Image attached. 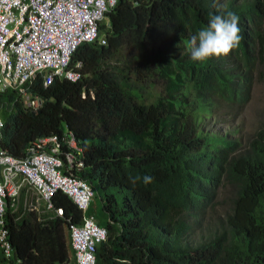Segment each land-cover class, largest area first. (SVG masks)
Returning <instances> with one entry per match:
<instances>
[{
    "label": "trees",
    "instance_id": "obj_1",
    "mask_svg": "<svg viewBox=\"0 0 264 264\" xmlns=\"http://www.w3.org/2000/svg\"><path fill=\"white\" fill-rule=\"evenodd\" d=\"M227 12L239 17V46L193 61L191 37ZM99 32L105 43L71 54L77 80L21 86L43 97L38 112L21 88L0 91V145L22 157L39 136L74 132L78 176L93 187L87 211L107 229L95 264H264V115L241 131L264 86V0H117ZM222 114L230 130H204ZM52 199L64 217L6 211L13 264H75L68 218L79 222L81 210L63 190Z\"/></svg>",
    "mask_w": 264,
    "mask_h": 264
},
{
    "label": "built area",
    "instance_id": "obj_2",
    "mask_svg": "<svg viewBox=\"0 0 264 264\" xmlns=\"http://www.w3.org/2000/svg\"><path fill=\"white\" fill-rule=\"evenodd\" d=\"M117 0H0V91L18 89L38 75L44 85L54 78L72 81L80 71L69 66L75 48L83 41L105 43L99 32ZM80 66V61H77ZM20 97L36 109L42 98L28 88ZM0 118V129L2 127ZM84 150L74 132L65 129L35 138L22 157L0 146V253L5 264H13V248L8 239L5 214L14 217L33 212L39 220L64 216L52 195L61 189L82 210L81 221L69 218L75 264H95L97 244L107 237L105 226L87 212L93 187L78 170L84 166Z\"/></svg>",
    "mask_w": 264,
    "mask_h": 264
},
{
    "label": "clouds",
    "instance_id": "obj_3",
    "mask_svg": "<svg viewBox=\"0 0 264 264\" xmlns=\"http://www.w3.org/2000/svg\"><path fill=\"white\" fill-rule=\"evenodd\" d=\"M239 17L233 12L212 15L208 26L199 30L191 37L193 45L191 49V59L193 61L205 62L215 56L217 58L227 57L233 49L240 44ZM139 177L130 178V182L135 185ZM152 182V177L145 175L143 183L148 185Z\"/></svg>",
    "mask_w": 264,
    "mask_h": 264
},
{
    "label": "rangeland",
    "instance_id": "obj_4",
    "mask_svg": "<svg viewBox=\"0 0 264 264\" xmlns=\"http://www.w3.org/2000/svg\"><path fill=\"white\" fill-rule=\"evenodd\" d=\"M264 115V86L262 83H256L251 100L243 108L241 114L242 120V129L243 133H247L254 125L257 123V120ZM226 115H218L212 120H206L204 124V130L214 133H223L228 131L233 126V121L229 122L225 119ZM220 206V205H219ZM221 207V206H220Z\"/></svg>",
    "mask_w": 264,
    "mask_h": 264
},
{
    "label": "crops",
    "instance_id": "obj_5",
    "mask_svg": "<svg viewBox=\"0 0 264 264\" xmlns=\"http://www.w3.org/2000/svg\"><path fill=\"white\" fill-rule=\"evenodd\" d=\"M42 80V79H41ZM43 82V81H42ZM13 89V88H12ZM29 89V88H28ZM33 94H37V95H39L38 93H36L35 91H33V89H29ZM21 92V91H20ZM82 95H84V93H82ZM40 96V95H39ZM19 97H20V95H19ZM41 98H42V103H43V97L42 96H40ZM20 99H21V102L23 103V97H20ZM23 105H24V103H23ZM42 105V104H41ZM41 105H40V107H41ZM25 107H26V109H29L31 112H38L39 111V109H40V107H38V108H36V109H32L31 107H27L26 105H24ZM1 118V117H0ZM65 129H68V128H65ZM64 129V130H65ZM33 141V140H32ZM31 141V142H32ZM31 142H30V144H31ZM29 144V145H30ZM29 145L27 146V148H26V151H27V149H28V147H29ZM1 146V145H0ZM2 147V146H1ZM61 190V189H60ZM65 192V191H64ZM66 193V192H65ZM67 194V193H66ZM74 202V201H73ZM80 209V208H79ZM81 210V209H80ZM88 212V211H87ZM26 213H28V212H25V213H23L22 215H24V214H26ZM33 213V212H32ZM89 213V212H88ZM35 214V213H34ZM21 215V216H22ZM81 215H82V210H81ZM21 216H19V217H21ZM35 216H36V220H39L38 218H37V215L35 214ZM19 217H16V218H19ZM56 217H64V216H56ZM56 217H53V218H56ZM53 218H48V219H45V220H39V221H47V220H49V219H53ZM80 221H81V219H80ZM79 221V222H80ZM68 232H69V235H70V230H69V227H68ZM70 241H71V239H70ZM70 260H72V259H70Z\"/></svg>",
    "mask_w": 264,
    "mask_h": 264
}]
</instances>
